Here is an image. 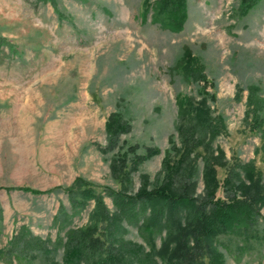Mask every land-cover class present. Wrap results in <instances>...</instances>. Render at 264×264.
<instances>
[{"label": "rangeland", "instance_id": "374dc122", "mask_svg": "<svg viewBox=\"0 0 264 264\" xmlns=\"http://www.w3.org/2000/svg\"><path fill=\"white\" fill-rule=\"evenodd\" d=\"M143 1L0 0V248L21 225L55 239L54 214L60 204L70 210L60 190L34 194L19 187L49 190L81 178L96 191L117 190L126 177L127 192H135L160 183L164 151L171 140L180 145L178 94L205 98L211 115L222 118L220 134L207 137L223 153L216 196L227 198L230 171L251 182L243 167L264 184V0L243 16L239 0H187L175 32L153 22ZM185 46L202 77L185 80L174 67ZM111 113L130 130L105 148ZM152 147L160 153L134 164L135 153ZM197 163L195 194L202 195ZM104 202L114 209L110 197ZM92 206L73 225L84 224ZM259 213L264 218V203ZM126 238L142 243L132 227ZM221 241L229 248L218 246L224 264H264L258 240L242 254L234 250L240 239Z\"/></svg>", "mask_w": 264, "mask_h": 264}, {"label": "trees", "instance_id": "16d2710c", "mask_svg": "<svg viewBox=\"0 0 264 264\" xmlns=\"http://www.w3.org/2000/svg\"><path fill=\"white\" fill-rule=\"evenodd\" d=\"M259 2L239 0L236 12L246 15ZM143 5L162 28L173 32L182 28L187 0H144ZM174 67L181 70L185 80L202 77V67L187 46ZM176 105L174 127L180 145L171 140L170 148L164 151L160 183L150 188L145 183L135 192H127L131 181L126 177L117 190L103 187V191H96L91 182L81 178L49 190L19 187L34 194L60 190L66 193L70 210L60 204L54 214L53 225L58 229L55 239L35 234L25 225L16 228L6 246L0 248V259L5 264H224L218 247L225 246L221 238L240 239L243 244L235 242L234 248L238 254L255 240L264 246V218L259 213V205L264 203L261 179H253L252 167L242 168L250 183L230 171L223 181L227 198L217 197L215 166L224 164L223 153H215L207 137L220 134L222 118L211 115L205 98L195 100L178 94ZM104 125L108 136L105 148L116 146L119 135L130 130L119 113H111ZM200 147L201 151H195ZM135 148L130 145L128 150L134 153ZM159 153L158 147L135 153L134 164ZM198 159L202 161V195L195 194ZM104 196L111 198L113 210L106 206ZM90 202L93 206L86 222L73 225V218L79 217ZM131 227L142 243L126 238ZM225 248L228 251V246Z\"/></svg>", "mask_w": 264, "mask_h": 264}]
</instances>
